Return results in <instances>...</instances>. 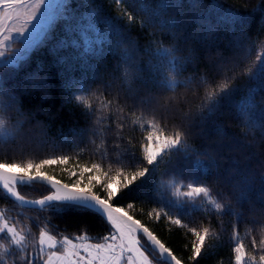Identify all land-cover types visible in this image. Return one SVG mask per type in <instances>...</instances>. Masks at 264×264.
Returning <instances> with one entry per match:
<instances>
[{
  "label": "snow or ice",
  "instance_id": "1",
  "mask_svg": "<svg viewBox=\"0 0 264 264\" xmlns=\"http://www.w3.org/2000/svg\"><path fill=\"white\" fill-rule=\"evenodd\" d=\"M115 3L121 4L123 0H115ZM167 7L165 4L160 6L161 10ZM140 11L144 15L142 26H156L161 11L144 7ZM125 15L130 23L136 19L130 12ZM240 19L239 13L230 9L225 10L221 17L228 24H236ZM83 20L86 24L81 32L84 45L82 54L93 53L98 46L111 44L113 37L127 44L123 52L127 99L133 91L132 83L137 80L135 75L130 74L132 65L129 63L134 59L132 52L135 41L124 37L120 29L110 22H107V31L101 30L94 11L85 15ZM61 21L69 22L71 31V0H0V66L23 61L33 49L45 42ZM166 23L159 21V27L164 28ZM249 41L244 30L234 37V55L217 67L218 80L201 76L191 77L184 82L176 79L185 63L180 50L161 44L150 53V63L155 61V71L168 75L159 82L154 81V87L162 92L175 91L181 83L186 88L193 84L197 90L204 88V99L198 114L204 118L205 112L215 111L223 101L235 96L239 87L235 81L239 75H244L249 84H264V44L252 59V51L245 47ZM14 44L19 46L13 49ZM72 46L79 47L76 41H72ZM255 47L256 42L253 41L251 49ZM80 91L83 94H76L72 99L87 110L85 114L92 117V122L88 128L87 143L79 151L67 153L50 142L46 133H42L45 139L37 141L32 148L17 145L14 137L22 123L17 120L13 125L10 112L15 107L16 115H20L16 108L18 99L13 92L0 89V151L5 156L9 151L20 154L19 159L0 158V194L8 205L0 207V264H17V259L19 264H197L206 249L210 251L217 247L223 236V232L214 230L216 226L211 220L185 222V216L200 212L205 217L215 215L221 221L224 216L234 217L227 241L231 245L229 264H264V222L247 221L250 227L245 237L251 238L250 244H246L240 236L243 214L236 209L251 204L249 193L253 180L250 178L238 181L230 192L221 197L222 200H231L233 203L230 205L218 200L216 196L219 194H214L197 177L185 179L175 169L165 167L159 181L154 184V194L159 195L157 205L146 214L149 221L166 220L169 225L190 235V254L186 259L139 218L144 215V210L138 208L135 201L120 204L118 201L133 186L154 180L157 170L168 165L175 156H182L193 169L205 173L209 165L200 158V153H196L195 160L191 159L193 150L187 144L188 126L176 123L171 131L168 130L165 121L171 111L170 105L149 112L143 108L144 102L141 101L139 105L134 104L127 109L129 117L124 115L125 108L119 104V92L117 97L106 99L104 93L97 95L91 92L90 87ZM256 93V88H248L245 96L236 104V112L243 124L255 123L251 114L257 107ZM137 109L147 112V115H136ZM129 122L133 125V135L126 141L124 133ZM136 125L144 134L134 144ZM108 139L114 140V143L108 144ZM5 141L8 142L7 146ZM46 144L52 146L45 148ZM38 150L45 154L40 155ZM85 152L88 159L84 158ZM36 185L46 191L39 193L38 198H29L23 188ZM17 209L25 213L62 212L68 209L88 211L100 215L110 225V231L94 240L86 231L75 236L57 235L49 230L48 219L40 215H23ZM261 216L264 217V213ZM31 225L39 227L38 238L32 236ZM257 228L260 229L259 238L256 236ZM30 239L34 251H28Z\"/></svg>",
  "mask_w": 264,
  "mask_h": 264
},
{
  "label": "trees",
  "instance_id": "2",
  "mask_svg": "<svg viewBox=\"0 0 264 264\" xmlns=\"http://www.w3.org/2000/svg\"><path fill=\"white\" fill-rule=\"evenodd\" d=\"M72 21L71 31L69 22H58L50 32L45 42L33 49L28 56L15 65L0 66V89L13 92L17 96L20 115H16L15 107L11 110L14 125L20 120L22 125L15 133V143L24 148H32L37 141L47 139L63 152L79 151L88 141V128L92 117L86 115V109L73 101L81 89L90 87L91 92L105 94L106 99L117 97L124 106V115L130 117L127 109L143 101V108L149 112L153 109L169 106L171 111L165 121L168 130L173 125L182 123L187 127V144L193 150L191 159L195 160L196 153L209 165V170L193 169L182 156H175L166 166H161L154 180L148 184L133 186L118 201L126 204L135 201L138 208H143L141 218L157 235L168 244L178 255L187 258L190 254V235L184 230L169 225L166 220L160 222L149 221L147 211L157 205L159 195L154 194V184L160 179L165 167L173 168L183 174L185 179L197 177L210 187L218 200L232 204L231 200L221 197L232 190L234 184L246 178L253 180L249 198L251 204H244L236 211L242 213L240 236L246 244H250V237H245L249 230L247 221L264 222V84L252 82L249 84L244 75H239L235 81L238 85L235 96L223 101L211 113L201 112V102L204 99V88L196 89L195 84L186 88L181 83L175 91L162 92L154 87L153 82H159L167 77V73H157L153 68L155 61H151V52L163 44L165 47H176L184 58V65L177 81L184 82L191 77L206 76L217 79V67L221 62L229 60L234 55V37L244 30L250 38L246 43V50L252 51V59L256 52L262 50L264 44V0H123L117 4L115 0H71ZM162 4L168 5L161 10ZM220 5V7H217ZM161 11L156 26H142L144 19L140 8ZM239 13L240 21L228 24L221 20L225 10ZM90 11L97 13L99 27L108 30V23L120 29L121 34L128 40L135 41L132 52L134 59L130 74L137 77L132 83V93L126 99L128 85L124 83L123 52L127 44L120 43L115 37L111 44L98 46L93 53H83V38L81 32L85 29L86 21L83 17ZM126 12L133 14L136 19L128 22ZM167 22L164 28L159 27V21ZM91 36V33H89ZM76 41L79 47L72 46ZM255 41L256 47L251 49ZM251 61H248L250 63ZM136 69H139L137 72ZM111 85V87H105ZM234 85V86H235ZM257 89V107L251 114L254 124H243L236 112V104L245 96L247 89ZM191 89V90H189ZM111 93V95H107ZM98 105H93L97 107ZM147 115L137 109L136 115ZM183 117H187L182 119ZM133 125L129 122L125 128L127 141ZM133 143H138L144 134L136 125ZM112 134L110 133L109 136ZM5 146L8 142L5 141ZM108 144L114 140L108 139ZM46 144L45 148L51 147ZM40 155L45 152L38 150ZM48 154H51L50 152ZM2 159H19V153L9 151L5 156L0 151ZM84 158L88 159L87 152ZM23 191L29 198H38V194L46 191L40 185L25 187ZM155 195V198H154ZM166 198H170L167 197ZM0 207H8L0 194ZM23 215L43 216L49 220L50 231L57 235L75 236L87 232L94 240L107 235L110 225L98 214L88 211L68 209L62 212L25 213ZM15 215V213H13ZM185 222L211 220L216 226L214 230L223 232L218 246L205 254L197 264H229L231 245L227 242L231 235L234 217L224 216L219 220L215 215L205 217L202 212L185 216ZM39 226L42 223L37 222ZM32 236L38 238L39 227L31 225ZM260 229H256L259 238ZM211 243V242H210ZM189 245V247H185ZM38 247V245H37ZM31 239L28 251H34ZM17 264L19 260L17 259ZM42 264V262H38Z\"/></svg>",
  "mask_w": 264,
  "mask_h": 264
},
{
  "label": "rangeland",
  "instance_id": "3",
  "mask_svg": "<svg viewBox=\"0 0 264 264\" xmlns=\"http://www.w3.org/2000/svg\"><path fill=\"white\" fill-rule=\"evenodd\" d=\"M19 45L18 44H14L12 45L13 49H15L16 47H18Z\"/></svg>",
  "mask_w": 264,
  "mask_h": 264
},
{
  "label": "water",
  "instance_id": "4",
  "mask_svg": "<svg viewBox=\"0 0 264 264\" xmlns=\"http://www.w3.org/2000/svg\"><path fill=\"white\" fill-rule=\"evenodd\" d=\"M100 216V215H99Z\"/></svg>",
  "mask_w": 264,
  "mask_h": 264
}]
</instances>
